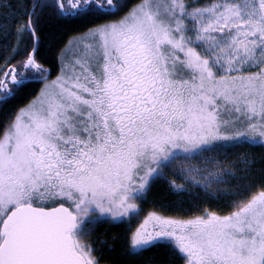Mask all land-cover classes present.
Segmentation results:
<instances>
[{"label":"snow or ice","instance_id":"snow-or-ice-1","mask_svg":"<svg viewBox=\"0 0 264 264\" xmlns=\"http://www.w3.org/2000/svg\"><path fill=\"white\" fill-rule=\"evenodd\" d=\"M0 41V102L39 86L0 117V264H101L84 237L138 215L160 178L227 210L149 211L124 256L264 264V158L230 151L264 147V0H0ZM179 155L200 161L176 171Z\"/></svg>","mask_w":264,"mask_h":264},{"label":"trees","instance_id":"trees-1","mask_svg":"<svg viewBox=\"0 0 264 264\" xmlns=\"http://www.w3.org/2000/svg\"><path fill=\"white\" fill-rule=\"evenodd\" d=\"M79 20H60L52 24L53 28L59 30L58 34L72 35L81 25ZM2 43V41H0ZM55 45L49 38H42L39 44L38 57L45 64L50 66L53 61ZM55 75V73H53ZM36 84H31L29 88L23 89L21 92L6 103L0 102V117L5 112L14 109L17 105L26 102L27 97L32 94V90L38 88ZM251 159L254 158L256 163L252 165L258 172L261 167V159L264 158V147L257 145L248 146ZM250 159V160H251ZM189 195L186 193L174 194L168 187L167 182L160 178L155 180L152 186V192L148 196V202L143 205V210L136 216L125 217L123 220L106 221L96 227L89 242H94L95 247L99 248L97 255H102L104 259L101 264H121L127 261L128 264H158L163 262L166 264L168 253L163 248H147L138 256L126 257L123 255L124 249L122 244L124 241V233L131 226L135 227L138 221L147 216L149 211H155L162 215H172L177 217H190L192 215L201 214L200 208L209 211H217L223 213L227 209H223V205L218 201L210 200V198ZM116 237V239H114ZM99 238V239H97Z\"/></svg>","mask_w":264,"mask_h":264},{"label":"rangeland","instance_id":"rangeland-1","mask_svg":"<svg viewBox=\"0 0 264 264\" xmlns=\"http://www.w3.org/2000/svg\"><path fill=\"white\" fill-rule=\"evenodd\" d=\"M67 55H71V52L69 51L67 53ZM258 144V143H257ZM257 144H252V143H248V142H242V143H236L234 144L230 151L233 152V153H239L241 154L242 156L244 154H248L249 156V159H251L250 157V154L248 153L249 152V148L248 146L250 145H257ZM200 161V157L199 156H194V157H186V156H183V155H179V156H176L173 158V161H172V168L176 171H181L182 169L186 168V167H189L190 165L192 164H196V163H199ZM222 187L226 186V185H221ZM202 194V193H201ZM203 195V194H202ZM205 197V196H203ZM207 198V197H206ZM209 198V197H208ZM210 200H213V201H218L220 202V204L223 205V209H227V205L229 203V200L228 198H210ZM110 221V220H108ZM118 221V220H116ZM106 221H101L99 223H97L95 225V228L91 234V236H87V237H84V239H86L87 241H90L92 239V235L94 233V231L96 230V227L102 223H105ZM148 227H151V223H149Z\"/></svg>","mask_w":264,"mask_h":264}]
</instances>
